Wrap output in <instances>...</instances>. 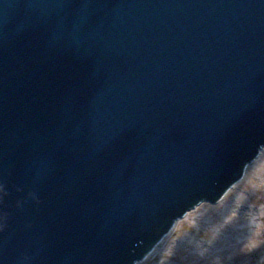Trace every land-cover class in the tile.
<instances>
[{
  "label": "water",
  "instance_id": "1",
  "mask_svg": "<svg viewBox=\"0 0 264 264\" xmlns=\"http://www.w3.org/2000/svg\"><path fill=\"white\" fill-rule=\"evenodd\" d=\"M263 151L264 0H0V264H142Z\"/></svg>",
  "mask_w": 264,
  "mask_h": 264
},
{
  "label": "rangeland",
  "instance_id": "2",
  "mask_svg": "<svg viewBox=\"0 0 264 264\" xmlns=\"http://www.w3.org/2000/svg\"><path fill=\"white\" fill-rule=\"evenodd\" d=\"M262 153L248 165L244 177L223 201L201 204L156 247V254L142 264H264V151ZM240 208L245 209L248 216L230 218ZM250 223L255 228L250 227ZM239 228H245L241 237H238ZM219 238L230 250L213 256L212 250ZM197 244L204 247L199 248ZM205 250L208 255L203 254Z\"/></svg>",
  "mask_w": 264,
  "mask_h": 264
},
{
  "label": "bare ground",
  "instance_id": "3",
  "mask_svg": "<svg viewBox=\"0 0 264 264\" xmlns=\"http://www.w3.org/2000/svg\"><path fill=\"white\" fill-rule=\"evenodd\" d=\"M263 154V153H262ZM246 172V171H245ZM232 188H235V186H233ZM231 188V189H232ZM229 192H231V190H229L225 195H224V197L222 198V201L226 198V195L229 193ZM206 203V202H205ZM246 210H249V209H247L246 208ZM260 211L261 210H258L257 211V214H260ZM263 211V210H262ZM235 216H237L238 218H240L241 216H243V217H245V216H248L247 215V213L245 212V209H242V208H240V209H237V210H235L234 211V214H231L230 215V218H235ZM249 226L250 227H252V228H255V225L253 224V223H250L249 224ZM245 228H248V227H245ZM245 228H239V229H237V232H238V234H239V236L238 237H241L242 236V234H244L245 233ZM169 236V234L156 246L157 248H158V246H160L164 241H165V239L167 238ZM216 236V235H215ZM232 242H234V240H232ZM197 246L199 247V248H203L204 247V245L203 244H197ZM225 245H224V240L223 239H221V238H219V239H216V242H215V245H214V250H212V254H213V256H217L218 254H220V252H222V253H226V252H229V250H230V248H227V247H225ZM210 249H211V246L209 247ZM220 248V249H219ZM217 249H219V250H217ZM156 248L149 254V256L145 259V260H147L149 257H151V256H153L154 254H156ZM203 254H209V252H206V250L205 251H203ZM144 260V261H145ZM214 263V262H213Z\"/></svg>",
  "mask_w": 264,
  "mask_h": 264
}]
</instances>
